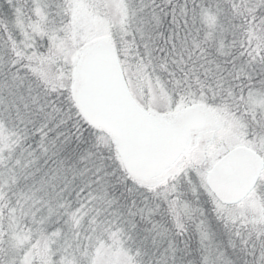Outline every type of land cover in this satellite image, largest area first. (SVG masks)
Masks as SVG:
<instances>
[{
	"label": "snow or ice",
	"instance_id": "6c2138e0",
	"mask_svg": "<svg viewBox=\"0 0 264 264\" xmlns=\"http://www.w3.org/2000/svg\"><path fill=\"white\" fill-rule=\"evenodd\" d=\"M0 264H264V0H0Z\"/></svg>",
	"mask_w": 264,
	"mask_h": 264
}]
</instances>
